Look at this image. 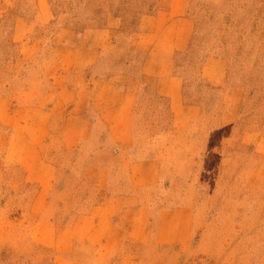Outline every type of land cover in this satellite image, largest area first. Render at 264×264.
<instances>
[{
  "label": "rangeland",
  "instance_id": "374dc122",
  "mask_svg": "<svg viewBox=\"0 0 264 264\" xmlns=\"http://www.w3.org/2000/svg\"><path fill=\"white\" fill-rule=\"evenodd\" d=\"M166 1L0 0L4 108L6 99L7 109H16L21 98L33 99L20 91L48 71L62 83H97L113 76L122 83L148 84L136 104L134 129L142 134L134 154L159 162L156 200L140 220L145 240L102 252L85 245L83 236L57 241L59 229L75 219L60 210L66 202L50 199L55 193L68 201L73 188L55 183L53 170L26 172L25 166L0 159V264H264V0L185 1L184 13L194 24L188 51L165 67L178 77L176 116L156 92L162 75L143 77L147 49L156 37L131 45L143 26L154 28L151 17ZM84 33L92 35L96 48L101 42L107 57L88 69L75 68L79 64L69 69L72 63L65 58L82 50ZM9 123L0 124L3 153L16 129ZM157 133L181 136L149 140ZM41 142L38 148L52 158L58 144ZM78 155L68 154L66 169L73 171ZM84 184L81 190L90 192ZM180 207L177 223L158 236V210ZM118 222L130 237L128 219Z\"/></svg>",
  "mask_w": 264,
  "mask_h": 264
},
{
  "label": "crops",
  "instance_id": "0c3cea01",
  "mask_svg": "<svg viewBox=\"0 0 264 264\" xmlns=\"http://www.w3.org/2000/svg\"><path fill=\"white\" fill-rule=\"evenodd\" d=\"M185 1H166L151 17L154 28L143 26V30L137 33L138 37L131 42L132 47H135V43H144L143 40L156 37L154 44L147 46L149 54L142 65L143 77L149 79L153 75H162L156 92L168 100L170 113L174 116L180 111L181 91L175 80L178 77L169 76L171 71L165 67L172 63L176 54L188 51L194 24L184 13ZM91 39L92 35L84 33L81 37V52L75 51L72 57L65 58V61L69 58L72 63L68 65L69 69L76 64H79L75 66L77 69H88L107 57L100 50L101 42L97 43L99 47L96 48ZM89 58H92L90 62L87 60ZM93 59L95 61L91 62ZM217 60L212 59L216 63ZM42 75L44 77H40L34 86L20 91L33 94V99L21 98L15 105L16 109L10 106L7 109V99L5 109L3 100H0V124L9 121L16 127L9 137L12 141L6 145L5 153L0 148V159H10L14 165L25 166L26 172L36 170L39 174L53 170L55 183L74 189L73 197L71 194L66 196L68 201L53 196L55 193L50 199L52 204L66 202L67 205L60 210L66 211L67 217L75 219L71 227L59 229L57 241L65 242L69 238L79 241L83 236L85 245L88 244L90 249L96 247L102 252L119 250L126 241L143 242L147 232L140 220L145 218L151 204L155 202V190L159 184V162L151 157L142 158L134 154L137 137L142 134L134 129L136 104L148 84L122 83L113 76L97 83L71 84L58 81L56 74L50 71ZM211 83L214 86L222 85L214 80ZM179 136L157 133L149 140ZM47 139L58 144L55 148L57 152L50 153L52 158L46 150L38 148L42 145L41 141ZM72 151L73 155H79L73 171H70L65 166L70 163L67 160ZM35 181L40 185L45 184L39 178ZM85 182L92 188L90 192L81 190ZM39 197L37 195L34 198L35 204L40 200ZM182 208L174 212L158 210L159 222L155 231L158 236L163 227L177 223L179 213L184 210ZM123 217L130 222V228L126 230L130 237H124L123 225L115 223V220H122ZM185 225L187 227L188 224Z\"/></svg>",
  "mask_w": 264,
  "mask_h": 264
}]
</instances>
